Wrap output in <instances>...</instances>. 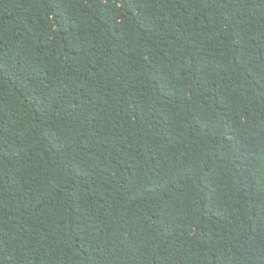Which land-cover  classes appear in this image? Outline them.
Segmentation results:
<instances>
[{"label":"trees","instance_id":"obj_1","mask_svg":"<svg viewBox=\"0 0 264 264\" xmlns=\"http://www.w3.org/2000/svg\"><path fill=\"white\" fill-rule=\"evenodd\" d=\"M0 264H264V0H0Z\"/></svg>","mask_w":264,"mask_h":264}]
</instances>
